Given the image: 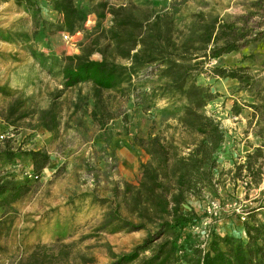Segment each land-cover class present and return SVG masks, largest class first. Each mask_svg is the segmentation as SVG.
I'll return each instance as SVG.
<instances>
[{"label":"trees","instance_id":"obj_1","mask_svg":"<svg viewBox=\"0 0 264 264\" xmlns=\"http://www.w3.org/2000/svg\"><path fill=\"white\" fill-rule=\"evenodd\" d=\"M0 1H13L26 12L35 24L34 35L39 23L47 24L41 18L39 0ZM45 1L59 15V21L48 23L55 25V30L83 32L80 50L64 54L57 61L49 58L58 67L62 87L54 93L50 105L41 109L26 108L27 99L16 96L2 115L8 125L16 129L17 121L37 115L42 127L56 132L60 123L56 99L67 89L83 83H90V91L78 92L73 111H78L90 98V116L99 125L116 116L111 104L121 97H132L145 112L157 107L160 100L165 101L176 114L175 124L166 122L157 132L133 137L147 160L140 163L136 183L114 184L101 228L146 234L130 251L112 252L110 264H264V199L238 215L243 217V235L220 233L207 212L198 214L193 209L189 212L181 209L189 196L200 199L204 190L215 192L219 185L224 186L225 179L216 175V169L226 129L206 110L219 93L199 78L237 79L241 89L254 92L257 79L245 67H205L211 59L251 42L247 24L252 13L248 11L224 21L202 11L187 16L179 15V10L140 14L135 3L129 1L117 4L106 0ZM257 2L253 1V6ZM258 10H264V6ZM90 13L95 14L96 22L92 28H86ZM107 15L111 16V23L105 27ZM22 36L24 42L30 40L28 35ZM3 38L10 41L5 35ZM95 52L99 59L91 57ZM31 55L48 71L51 69L43 52L32 50ZM0 92L5 89L0 87ZM252 96L255 102L246 105L257 115L258 134L264 138V95ZM240 111L234 102L232 114ZM262 155V149L255 147L243 162L235 163L234 169L225 173L232 180L246 179L247 185L257 187L262 181ZM21 159L30 161V174L35 178L50 161L43 149L15 147L10 138L0 141V226L4 216L30 188V177L18 178L2 168L5 163L14 165ZM98 202L104 206L109 201L100 198ZM199 228L206 229L208 236H201ZM16 264L44 262L35 251Z\"/></svg>","mask_w":264,"mask_h":264},{"label":"rangeland","instance_id":"obj_2","mask_svg":"<svg viewBox=\"0 0 264 264\" xmlns=\"http://www.w3.org/2000/svg\"><path fill=\"white\" fill-rule=\"evenodd\" d=\"M106 1L111 4L134 2L140 14L179 10V15L187 16L202 11L217 15L224 21L234 20L248 11L252 13L247 24L252 33L251 42L237 51L211 59L205 67H245V71L257 79L254 92L241 89L237 79L200 77L199 81L209 84L213 92L219 93L208 103L206 110L214 114L226 129L225 140L233 135L231 148L240 143L250 146V153L255 147L262 149V181L255 187L244 184L246 179H230L225 172L233 170L234 165H221L222 146L216 175L225 179L224 186L219 185L215 192L204 190L200 199L191 195L181 205L185 212L192 209L198 214L207 212L222 234L243 235V219L238 215L264 199V138L258 134L257 115L246 105L255 102L254 93L264 95V10H258L264 6V0H257V6H253L255 0ZM39 3L41 18L47 24L39 23L38 32L34 35L35 24L30 16L13 1H0V87L5 89V92H0V135L3 134L0 141L10 138L15 147L43 149L50 158L37 178L31 176V164L27 159L2 166L18 178L30 177V188L1 223L0 264H16L35 251L44 264H110L112 252L130 251L146 234L145 231L111 232V227L108 230L101 228L114 184L136 183L140 163L147 160L133 137L157 132L166 122L175 124L176 114L165 101L160 100L157 107L145 112L132 97H121L111 104L116 116L107 124L99 125L90 116V98L78 111H73L78 92L90 91V83H83L67 89L56 99L60 107V123L56 132L42 127L37 115L17 121L16 129L8 125L2 115L16 96L27 99L24 103L26 108L41 109L50 105L54 93L62 87L58 67L51 64L49 58L57 61L64 54L79 53L80 50L83 32L71 40L64 39L65 31L55 30V25L48 24L59 21L57 12L45 0H39ZM95 22V14L90 13L86 28H92ZM260 22L262 25L259 26ZM110 23L111 16L107 15L103 25L108 27ZM23 34L28 35V42L22 40ZM4 35L9 37V42L3 38ZM32 50L44 53L45 63L51 67L49 71L31 55ZM91 57L99 59L100 55L95 52ZM234 102L241 108L237 115L231 112ZM120 148L126 150L124 158L117 152ZM100 198L109 202L103 206L98 202Z\"/></svg>","mask_w":264,"mask_h":264},{"label":"crops","instance_id":"obj_3","mask_svg":"<svg viewBox=\"0 0 264 264\" xmlns=\"http://www.w3.org/2000/svg\"><path fill=\"white\" fill-rule=\"evenodd\" d=\"M232 136H229L223 143V150L221 152L220 162L223 161L221 165H234L235 163L243 162L246 158V155L250 153L251 147L246 146L244 144L237 143L234 148H231V142H232ZM255 146V145H253ZM124 148H120L117 150V152L124 158L125 153ZM145 157L147 158V155L145 154ZM137 164H139V161H137ZM30 166V165H29ZM138 165H135L137 167ZM123 167V165H122Z\"/></svg>","mask_w":264,"mask_h":264},{"label":"built area","instance_id":"obj_4","mask_svg":"<svg viewBox=\"0 0 264 264\" xmlns=\"http://www.w3.org/2000/svg\"><path fill=\"white\" fill-rule=\"evenodd\" d=\"M80 33V31H76V32H74L73 34H70V33H68V32H64V34H63V37H64V39H72V37L74 36V35H77V34H79ZM0 138H3V134H1L0 135ZM244 184H246V181L244 182ZM214 214L216 213V211H214L213 212ZM242 219H243V217H242ZM204 225H206V221H204V223H203ZM197 229V228H196ZM199 230H200V234H201V236H203V237H207L208 236V233H207V231H206V229H204V228H199Z\"/></svg>","mask_w":264,"mask_h":264},{"label":"water","instance_id":"obj_5","mask_svg":"<svg viewBox=\"0 0 264 264\" xmlns=\"http://www.w3.org/2000/svg\"><path fill=\"white\" fill-rule=\"evenodd\" d=\"M213 91V89H211Z\"/></svg>","mask_w":264,"mask_h":264}]
</instances>
